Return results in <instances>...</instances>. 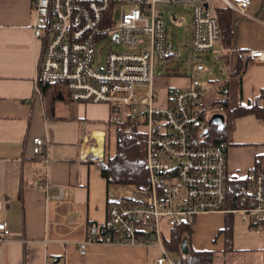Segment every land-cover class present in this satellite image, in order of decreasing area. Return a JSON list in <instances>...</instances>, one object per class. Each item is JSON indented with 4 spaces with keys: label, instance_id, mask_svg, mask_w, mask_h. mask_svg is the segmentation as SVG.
I'll use <instances>...</instances> for the list:
<instances>
[{
    "label": "built area",
    "instance_id": "2783aa9c",
    "mask_svg": "<svg viewBox=\"0 0 264 264\" xmlns=\"http://www.w3.org/2000/svg\"><path fill=\"white\" fill-rule=\"evenodd\" d=\"M27 1L34 11L32 37L41 44L34 91L41 94L39 83H60L70 101L104 104L109 109L107 128L136 134L144 146L146 182L106 186L105 220L88 224L85 238L77 242L79 254L88 243L141 245L160 250L157 264H182L168 255L166 235L182 224L191 227L199 214H238L255 230L263 227L264 176L250 171L238 186L240 196L251 195L254 205L228 206V184L234 178L227 171L226 144L211 140L212 126L220 127L211 118H225L223 97L228 91L207 90L200 79L205 71L201 53L211 51L220 38L213 0ZM220 1L244 14L251 0ZM170 6L189 10V52L184 59L167 39L161 8ZM169 18L178 20L174 12ZM101 42L108 44L104 52V45L96 49ZM249 55L264 58L261 50ZM156 60L172 64V69L165 68L167 76L185 78L187 84L169 86L161 98L153 72ZM103 137L99 155L87 151L91 143L85 138L79 156L92 154L102 161L105 131ZM33 144V153L39 154L43 140L35 137ZM66 198L58 187L50 200L60 203ZM8 235L0 222V241Z\"/></svg>",
    "mask_w": 264,
    "mask_h": 264
},
{
    "label": "crops",
    "instance_id": "0c3cea01",
    "mask_svg": "<svg viewBox=\"0 0 264 264\" xmlns=\"http://www.w3.org/2000/svg\"><path fill=\"white\" fill-rule=\"evenodd\" d=\"M213 2L215 17V7H221L228 30L224 37L220 32L207 58L220 61L226 76L202 85L210 91L227 88V106L252 109L234 117L225 137L227 171L237 180L253 170L264 176V58L249 55L252 50L264 54V0H251L244 14ZM33 19L27 0H0V222L9 229L0 241V264H157L160 250L141 245L88 243L79 254L77 242L89 223L105 220L107 205L98 167L90 155H79L85 138L99 148L104 131L106 147L109 109L63 99L53 102L51 113L46 110L34 91L41 44L32 37ZM165 75L155 78V83L168 78L160 87L163 96L169 86L187 84L185 78ZM35 137L44 142L39 154L33 153ZM35 181L49 186L35 187ZM58 187L67 198L55 203L50 197ZM227 242L232 250H226ZM188 244L212 253L203 264H262L264 225L255 230L238 214H199Z\"/></svg>",
    "mask_w": 264,
    "mask_h": 264
},
{
    "label": "trees",
    "instance_id": "16d2710c",
    "mask_svg": "<svg viewBox=\"0 0 264 264\" xmlns=\"http://www.w3.org/2000/svg\"><path fill=\"white\" fill-rule=\"evenodd\" d=\"M222 8L215 7V14L218 20V25L222 36L227 34L228 28L222 23ZM40 93L43 97L46 110L52 112V104L54 101L68 99L64 91V85L60 83H39ZM225 111V122L221 127L212 126L211 129V140L212 142H217L225 140L227 133L229 132L232 124V120L235 116L243 115L252 110L250 107H230L227 106ZM116 134V144L115 153L113 156H108L106 154L102 162L98 161L96 158L91 157L93 162L99 169L100 175L106 182V186L110 183L119 184H135L141 185L146 182V171L144 168V146L136 134H131L129 136L123 135L119 129L114 128ZM109 132V131H108ZM107 132V136H108ZM108 141H106L107 145ZM254 171V170H253ZM257 171V170H255ZM245 179H233L228 184L227 197L228 206L247 208L254 205V200L251 195L240 196L238 193V186L243 184ZM228 227V225H227ZM191 232V227L182 224L173 227L169 232V238L165 240V247L167 250L177 253L180 257V262L182 264H203L206 260L211 258L212 253L209 251H195L190 248L189 244L187 246L183 245L184 236H188ZM226 250H232L228 247ZM262 264H264V249L262 250Z\"/></svg>",
    "mask_w": 264,
    "mask_h": 264
},
{
    "label": "rangeland",
    "instance_id": "374dc122",
    "mask_svg": "<svg viewBox=\"0 0 264 264\" xmlns=\"http://www.w3.org/2000/svg\"><path fill=\"white\" fill-rule=\"evenodd\" d=\"M161 10L163 12L164 20L166 21L167 39L174 47H176L181 52L182 59H184L185 55L188 54L189 52V38H190L189 27H188L189 20H190L189 10L181 6L164 7V8H161ZM171 12H174L176 14V17L178 19L177 22H173L170 20L169 13ZM100 45H104L102 52H104V50L108 48V44H104L103 42H101L96 46V49H98ZM114 48L123 49V47H116V46H114ZM201 54H202L201 55L202 61L204 63L205 70H206L200 74V79L202 81V84L206 85L207 80H211V79L221 82L223 80L222 79L223 76H226V73L220 61H216L213 58H207V56L210 57L209 52L201 53ZM95 55L97 56L98 54H95ZM173 67L174 66H172V64H168V62H165L164 60L163 61L156 60L154 63V69H153L155 78H157L156 76H162L163 78H166L165 74L167 72L165 71V68L172 69ZM183 67H184V64H181L180 68L182 69ZM220 68H221V71H220ZM167 79L157 81L156 86L161 87L165 84H168L169 82ZM163 97L164 96L161 95V98ZM108 131H109L108 136H107L108 143L106 147L104 148L105 151L104 149L103 151H104V156H106V154L108 156H113L115 153L116 134H115L114 127L112 126L109 128ZM88 141L89 143H91V144H88V146L94 145L93 143L94 139H91V140L88 139ZM89 157H94L97 159V157L92 154H90ZM187 243H188V236H184L183 245L187 246ZM168 255L172 258H175L176 256H178L177 253H173L169 250H168Z\"/></svg>",
    "mask_w": 264,
    "mask_h": 264
},
{
    "label": "bare ground",
    "instance_id": "6f19581e",
    "mask_svg": "<svg viewBox=\"0 0 264 264\" xmlns=\"http://www.w3.org/2000/svg\"><path fill=\"white\" fill-rule=\"evenodd\" d=\"M99 144L101 145L99 148L94 146V145H89L87 146V151L90 152V153H94V154H97L99 155L102 151V142H103V139L102 137H99Z\"/></svg>",
    "mask_w": 264,
    "mask_h": 264
},
{
    "label": "water",
    "instance_id": "95a60500",
    "mask_svg": "<svg viewBox=\"0 0 264 264\" xmlns=\"http://www.w3.org/2000/svg\"><path fill=\"white\" fill-rule=\"evenodd\" d=\"M223 121H224V118L221 114H217L211 118V122H214L220 126L223 124Z\"/></svg>",
    "mask_w": 264,
    "mask_h": 264
}]
</instances>
